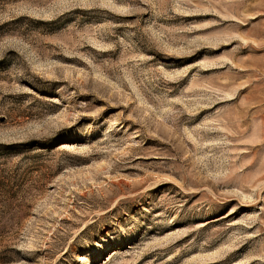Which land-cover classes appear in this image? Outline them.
I'll list each match as a JSON object with an SVG mask.
<instances>
[{
	"label": "rangeland",
	"instance_id": "obj_1",
	"mask_svg": "<svg viewBox=\"0 0 264 264\" xmlns=\"http://www.w3.org/2000/svg\"><path fill=\"white\" fill-rule=\"evenodd\" d=\"M0 264H264V0H0Z\"/></svg>",
	"mask_w": 264,
	"mask_h": 264
}]
</instances>
